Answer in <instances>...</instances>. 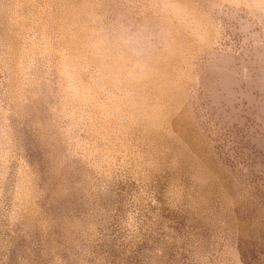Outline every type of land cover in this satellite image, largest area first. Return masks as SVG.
<instances>
[{
    "label": "rangeland",
    "instance_id": "1",
    "mask_svg": "<svg viewBox=\"0 0 264 264\" xmlns=\"http://www.w3.org/2000/svg\"><path fill=\"white\" fill-rule=\"evenodd\" d=\"M0 264H264V0H0Z\"/></svg>",
    "mask_w": 264,
    "mask_h": 264
}]
</instances>
